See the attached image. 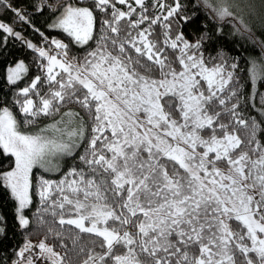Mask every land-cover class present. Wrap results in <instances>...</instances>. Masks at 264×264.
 Returning a JSON list of instances; mask_svg holds the SVG:
<instances>
[{
    "label": "snow or ice",
    "instance_id": "snow-or-ice-1",
    "mask_svg": "<svg viewBox=\"0 0 264 264\" xmlns=\"http://www.w3.org/2000/svg\"><path fill=\"white\" fill-rule=\"evenodd\" d=\"M10 5L0 0V6ZM202 7L251 31L238 14L240 0H202ZM151 8L163 13L150 15ZM60 9L50 27L81 47L94 38V10L108 14L102 22L107 31L77 63L67 59L68 45L60 40L51 41L55 55L24 41L43 61L42 75L17 91L25 123L61 116L29 134L7 107L0 108V150L14 158L13 167L0 172V186L16 201L19 225L27 228L23 213L33 202V169L83 145L80 166L58 182L41 178L37 188L44 213L78 230L69 237L77 259L62 255L46 237L26 242L12 264H264V120L240 116L230 86L237 66L219 52L205 56L212 37L201 31L190 42L180 30L201 7L187 11L180 0H92L89 6L64 0ZM158 24L162 41L150 38ZM0 32L5 41L22 39L5 23ZM251 72L253 79L264 72V60L252 61ZM28 73L19 61L5 78L16 85ZM67 104H78L91 126L79 113L61 112ZM49 232L63 239V232ZM80 234L93 239L79 244Z\"/></svg>",
    "mask_w": 264,
    "mask_h": 264
},
{
    "label": "trees",
    "instance_id": "trees-1",
    "mask_svg": "<svg viewBox=\"0 0 264 264\" xmlns=\"http://www.w3.org/2000/svg\"><path fill=\"white\" fill-rule=\"evenodd\" d=\"M63 2L64 0H11L10 7L0 6V23L12 27L22 37V39L8 37L5 41L4 37L7 34L0 32V43H2L0 46V108L7 107L17 119L20 129L24 131L44 128L59 120L61 116V113L49 117L40 116L33 124L25 123L27 118L21 113L20 106L16 103L23 97H18L17 91L28 86L36 75H42L38 65L43 61L36 52L27 48L24 41L32 43L37 48H44L50 54L55 55L59 50L54 48L51 41L60 40L68 45L67 58L73 63H77L82 62L87 52L97 46L96 40L100 32L107 31L102 22L108 14L94 10L97 23L93 40L83 47L75 44L65 33L50 27L59 16L60 5ZM148 2L153 4L155 0H148ZM163 2L166 5H171L173 0H163ZM180 2L185 5L187 11H190L191 7H201L199 13H192L196 17L195 20L183 24L180 30L190 42L195 40L201 31L207 33L212 39L205 47V56H216L219 52L227 58L229 63L236 64L237 67L232 69L234 79L230 86L235 90L238 98L233 97V100L239 105L238 112L242 118L256 120L259 124L261 120H264V111H262L264 105L260 103L261 98L264 97V86H262L264 84V72H259L257 78L253 79L251 68L252 61L255 60L259 65L260 61L264 60V48L259 46L260 42H264V0H240L243 11L238 14L243 17L245 24L251 30L250 32H245L231 19L218 20L210 9L202 7V0H196L195 5H190V0H180ZM91 3L92 0H83V6H89ZM133 6L135 7L134 3ZM117 8L127 11L126 6L117 5ZM12 9L20 10L29 22L25 23L19 20ZM162 13L163 10L158 12L155 8H151L149 12L150 15ZM138 15L139 8H137V14H134L132 19H137ZM147 26L145 23L140 28L143 29ZM132 31L135 35L138 30ZM163 32L164 28L161 25H155L153 26V36L150 38L162 41ZM253 37L255 38L253 39ZM19 60H22L29 68V73L16 85H9L5 78L6 70ZM67 111L79 113L87 125L91 126V121L78 104L65 105L61 112ZM260 127L264 128V125ZM238 134L242 138L246 135L244 129H240ZM257 135H260V128L257 129ZM82 154L83 145L76 148L73 155L65 156L60 163L59 170L55 173H48L39 168L33 170V190L31 193L33 202L23 213L29 220L27 228H21L19 225L16 201L11 198L7 189L0 186V217L3 218L0 220V227H3L5 231V235L0 238V264H11L14 253L26 242L39 243L45 241L46 237H48L46 242L54 245L62 255L68 252L74 261L77 259L73 252V240L69 237L74 236L78 230L68 225L61 227L54 222V218L50 214L44 213L37 188L41 178L58 182L71 168L80 166L79 156ZM13 163L14 158L3 154V151L0 150V172L10 170ZM49 229L63 232V239L54 240ZM91 239L93 237H89L87 234H80L78 243L86 245Z\"/></svg>",
    "mask_w": 264,
    "mask_h": 264
},
{
    "label": "rangeland",
    "instance_id": "rangeland-1",
    "mask_svg": "<svg viewBox=\"0 0 264 264\" xmlns=\"http://www.w3.org/2000/svg\"><path fill=\"white\" fill-rule=\"evenodd\" d=\"M54 23V22H53ZM59 58V57H58ZM68 59V58H67ZM69 61H71L70 59H68ZM19 61H22V60H19ZM17 61V62H19ZM16 62V63H17ZM72 62V61H71ZM15 65V64H14ZM12 65V66H14ZM10 66V67H12ZM54 123V122H53ZM53 123H51L50 125L46 126V127H49L51 126ZM44 127V128H46ZM44 128H40V129H37V130H34V131H24V130H21L23 132H26V133H29V134H37L40 132L41 129H44ZM75 150V149H74ZM74 152V151H73ZM68 156V155H67ZM65 156H56V157H52L50 158L51 159V164L50 165H47L46 167H36V168H39L40 170L42 171H45V172H48V173H55L59 170L60 168V163L63 161ZM35 169V168H34ZM33 169V170H34ZM17 215H18V212H17Z\"/></svg>",
    "mask_w": 264,
    "mask_h": 264
},
{
    "label": "built area",
    "instance_id": "built-area-1",
    "mask_svg": "<svg viewBox=\"0 0 264 264\" xmlns=\"http://www.w3.org/2000/svg\"><path fill=\"white\" fill-rule=\"evenodd\" d=\"M33 245H35V244H38V243H32ZM12 264V263H11Z\"/></svg>",
    "mask_w": 264,
    "mask_h": 264
}]
</instances>
